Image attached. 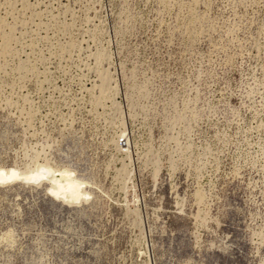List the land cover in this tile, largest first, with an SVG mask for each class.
Here are the masks:
<instances>
[{"label":"rangeland","instance_id":"374dc122","mask_svg":"<svg viewBox=\"0 0 264 264\" xmlns=\"http://www.w3.org/2000/svg\"><path fill=\"white\" fill-rule=\"evenodd\" d=\"M0 264H264V0H0Z\"/></svg>","mask_w":264,"mask_h":264},{"label":"bare ground","instance_id":"6f19581e","mask_svg":"<svg viewBox=\"0 0 264 264\" xmlns=\"http://www.w3.org/2000/svg\"><path fill=\"white\" fill-rule=\"evenodd\" d=\"M79 181L73 174L63 171L54 173L52 176L53 188L62 195L73 192L78 187ZM81 183L84 182L81 181Z\"/></svg>","mask_w":264,"mask_h":264}]
</instances>
